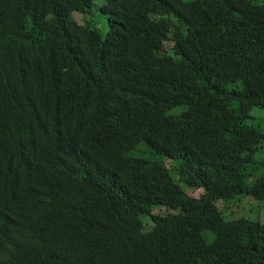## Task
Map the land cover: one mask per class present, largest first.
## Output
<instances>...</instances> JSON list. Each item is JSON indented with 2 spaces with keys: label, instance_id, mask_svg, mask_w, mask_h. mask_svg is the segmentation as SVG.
I'll return each mask as SVG.
<instances>
[{
  "label": "trees",
  "instance_id": "16d2710c",
  "mask_svg": "<svg viewBox=\"0 0 264 264\" xmlns=\"http://www.w3.org/2000/svg\"><path fill=\"white\" fill-rule=\"evenodd\" d=\"M262 109L264 0H0V264H264Z\"/></svg>",
  "mask_w": 264,
  "mask_h": 264
},
{
  "label": "rangeland",
  "instance_id": "374dc122",
  "mask_svg": "<svg viewBox=\"0 0 264 264\" xmlns=\"http://www.w3.org/2000/svg\"><path fill=\"white\" fill-rule=\"evenodd\" d=\"M98 5H100V2H97V6H93L91 13L93 14L90 16V14H81V13H74V19L80 23V24H86L88 22H91L92 20L97 23V27L100 29V31L105 34L108 31V23L107 19L104 15H102L97 9ZM172 53V51H170ZM255 114L259 116V118L264 117V109L255 111ZM143 149V146L140 147ZM140 149V150H141ZM139 153H135L134 155H137ZM147 155V154H145ZM259 158L264 162V148L260 151ZM167 164L171 166L172 161L167 160ZM258 174H264V166H259ZM256 179V176H253V180ZM202 191H196V192H189V195L194 198H199ZM218 206L220 208L223 207L221 202H218ZM161 212H166V210L161 209ZM226 216L228 218H237V217H246L251 218L253 220H264V206L261 205L259 201L252 197H245V198H236L230 202L229 210L226 212Z\"/></svg>",
  "mask_w": 264,
  "mask_h": 264
},
{
  "label": "clouds",
  "instance_id": "9594fccd",
  "mask_svg": "<svg viewBox=\"0 0 264 264\" xmlns=\"http://www.w3.org/2000/svg\"><path fill=\"white\" fill-rule=\"evenodd\" d=\"M161 209L166 210V208H160V209H156L154 213H155V214H158V213H166V212H167V210H166V212H161V211H160Z\"/></svg>",
  "mask_w": 264,
  "mask_h": 264
}]
</instances>
